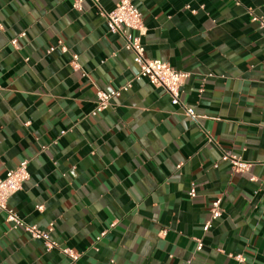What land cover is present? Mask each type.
I'll use <instances>...</instances> for the list:
<instances>
[{
    "label": "crops",
    "instance_id": "0c3cea01",
    "mask_svg": "<svg viewBox=\"0 0 264 264\" xmlns=\"http://www.w3.org/2000/svg\"><path fill=\"white\" fill-rule=\"evenodd\" d=\"M119 1L0 0V173L26 159L31 174L8 207L53 223L73 264H264V29L251 17H264V0H131L145 56L189 72L181 101L197 119L135 78L134 53L104 16ZM129 82L93 114L98 90ZM0 264L70 259L0 211Z\"/></svg>",
    "mask_w": 264,
    "mask_h": 264
},
{
    "label": "built area",
    "instance_id": "2783aa9c",
    "mask_svg": "<svg viewBox=\"0 0 264 264\" xmlns=\"http://www.w3.org/2000/svg\"><path fill=\"white\" fill-rule=\"evenodd\" d=\"M83 0H75L74 7L81 9ZM107 21L108 29L114 34L120 35L124 39V48L134 53V61L138 66V73L136 79H146L152 85L165 89L171 96V102L174 105L182 106L186 113L197 119L194 108L186 106L181 101L182 86L184 81L189 77V72L178 70L170 65L168 62L161 59H153L145 56V46L142 41V35L146 32L144 18L141 11L133 4L131 0H120L116 7L107 13H104ZM252 20L257 22L259 26L264 29V17L256 15L251 11ZM18 38L12 40V44L16 45ZM61 49L67 51L68 47L60 42ZM55 47H51L49 51H53ZM78 54L72 55L71 64L74 69H80L78 61ZM131 87V83H127L119 88L100 89L96 93L97 101L96 107L93 111L97 115L107 109L111 100L115 97L121 96L123 91H127ZM202 90V89H201ZM222 160L229 161L234 172H249L251 163L244 160L242 157L234 155L231 152H224ZM29 161L23 160L16 167L9 168L2 176L0 173V211L6 215V221L12 225V228H22L29 233L32 238L41 240L50 252L55 249L61 250L62 253L68 256L70 264H73L78 258L79 254L70 248H60L58 244L51 239V233L54 230V225L51 223L45 230L38 228L35 225H30L14 210L8 207V199L14 193L20 191L24 183L30 178ZM254 179V177L252 178ZM197 189L193 185L189 191L190 197H195ZM37 209L42 211L43 205H38ZM212 220H216L222 216V198L216 197L211 204ZM112 223L111 226H114ZM211 226L210 221L205 224L204 229L208 230ZM103 232L102 234H104ZM203 247L202 241L197 242V250ZM236 259L243 261L242 255H236ZM187 264H192V260L187 261Z\"/></svg>",
    "mask_w": 264,
    "mask_h": 264
}]
</instances>
